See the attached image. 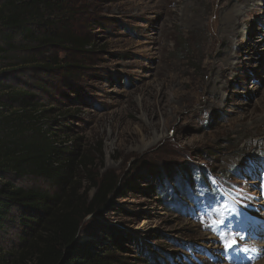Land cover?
<instances>
[{
	"label": "rangeland",
	"instance_id": "obj_1",
	"mask_svg": "<svg viewBox=\"0 0 264 264\" xmlns=\"http://www.w3.org/2000/svg\"><path fill=\"white\" fill-rule=\"evenodd\" d=\"M49 1L44 18L91 43L46 50V61L61 67L42 75L13 69L4 83L41 87L36 94L50 112L39 127L56 134L67 181L54 189L34 177L11 181L90 203L111 180L107 208L87 216L78 237L87 256L210 261L217 248L209 225L246 218L256 195L251 177L264 173V0L246 7L241 0ZM237 7L243 17L231 37L223 22ZM25 214L11 209L0 264H12L31 239ZM115 236L124 238L121 249Z\"/></svg>",
	"mask_w": 264,
	"mask_h": 264
},
{
	"label": "trees",
	"instance_id": "obj_2",
	"mask_svg": "<svg viewBox=\"0 0 264 264\" xmlns=\"http://www.w3.org/2000/svg\"><path fill=\"white\" fill-rule=\"evenodd\" d=\"M53 7L49 0H4L0 4V235L11 209L19 207L26 213L23 223L32 221L34 232L12 264H28L33 259L32 264H118L113 251L87 256L78 239L86 217L107 208L111 180H103L90 203L72 191L66 197L64 189L51 193L40 187H20L11 181V175L20 181L34 177L50 183L53 189L67 181L61 175V150L52 140L56 134L39 127L50 112L36 94L41 87L32 91L4 83L6 74L15 72L13 69H32L42 75L55 65L61 67L58 59L46 61V50L81 51L91 43L74 33L62 32L59 23L44 18L40 10ZM19 53L31 57L20 59ZM74 162L72 159L70 164ZM114 240L121 249L124 238L115 236ZM35 253L38 255L33 258Z\"/></svg>",
	"mask_w": 264,
	"mask_h": 264
},
{
	"label": "bare ground",
	"instance_id": "obj_3",
	"mask_svg": "<svg viewBox=\"0 0 264 264\" xmlns=\"http://www.w3.org/2000/svg\"><path fill=\"white\" fill-rule=\"evenodd\" d=\"M244 4L242 6H247V4L249 3H257L260 2L261 0H241ZM258 5V4H257ZM260 6V5H259ZM250 7V6H249ZM253 7V6H252ZM250 13V12H249ZM239 15H241V17H243V13H242V8H235L233 9L227 16L226 18H224V22L223 24L225 25L224 29L227 31V34L231 37H236L238 36L239 32L237 30H235L236 28V22H238L239 20ZM223 29V28H222ZM252 37V36H251ZM250 37V38H251ZM226 41V40H225ZM223 42V41H222ZM261 42V41H260ZM264 64V63H263ZM222 74V73H221ZM217 82V81H215ZM215 84V83H214ZM262 205H264V201H261ZM261 215H259L260 217ZM215 238V237H214ZM258 246H260V244L258 243ZM259 264H264V260L260 261Z\"/></svg>",
	"mask_w": 264,
	"mask_h": 264
},
{
	"label": "snow or ice",
	"instance_id": "obj_4",
	"mask_svg": "<svg viewBox=\"0 0 264 264\" xmlns=\"http://www.w3.org/2000/svg\"><path fill=\"white\" fill-rule=\"evenodd\" d=\"M227 207V206H225ZM223 224V221L220 222V224L218 225L217 223L213 222L209 225L210 228L212 229H216L217 227L221 226ZM223 249L225 252H231L233 250H237L238 252H243V253H247L249 251H256V249L254 248H249L247 246L244 247H239V242L236 238L235 234L232 235H225L222 234L220 237Z\"/></svg>",
	"mask_w": 264,
	"mask_h": 264
}]
</instances>
